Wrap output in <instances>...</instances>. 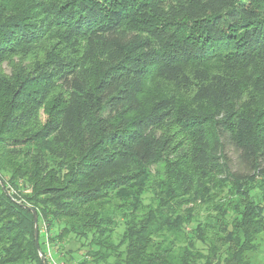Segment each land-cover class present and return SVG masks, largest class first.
Listing matches in <instances>:
<instances>
[{"label":"trees","instance_id":"1","mask_svg":"<svg viewBox=\"0 0 264 264\" xmlns=\"http://www.w3.org/2000/svg\"><path fill=\"white\" fill-rule=\"evenodd\" d=\"M0 180V264H264V0H0Z\"/></svg>","mask_w":264,"mask_h":264},{"label":"rangeland","instance_id":"2","mask_svg":"<svg viewBox=\"0 0 264 264\" xmlns=\"http://www.w3.org/2000/svg\"><path fill=\"white\" fill-rule=\"evenodd\" d=\"M224 150H225V155L227 156V158H229L231 160V162L234 164L235 159H236V151H235L234 147L232 145H229L228 143H226L224 146ZM67 241H69V242H66V244L68 245V246H65L66 250L70 249V251L72 252V257H74L76 259V261H79L82 251L80 252L77 250L78 248L75 246L76 244L73 241V237L72 238L69 237L67 239ZM51 252H52V255L54 256L55 250L52 251V249H51ZM260 253H262L261 257L262 256L264 257V251H262Z\"/></svg>","mask_w":264,"mask_h":264},{"label":"water","instance_id":"3","mask_svg":"<svg viewBox=\"0 0 264 264\" xmlns=\"http://www.w3.org/2000/svg\"><path fill=\"white\" fill-rule=\"evenodd\" d=\"M0 185H1V188H2L3 192L7 196V198L9 197V199H12L11 195H9L5 185L3 184V182L1 180H0ZM19 205L22 206V208H25V209L29 210L32 213V217H33V234H34L35 248H36V250L38 252V255L40 257L41 264H46L45 258L42 255L40 248H38L39 247V243H38L39 230H38L36 211L32 207H29L27 205H23L21 203H19Z\"/></svg>","mask_w":264,"mask_h":264},{"label":"built area","instance_id":"4","mask_svg":"<svg viewBox=\"0 0 264 264\" xmlns=\"http://www.w3.org/2000/svg\"><path fill=\"white\" fill-rule=\"evenodd\" d=\"M41 233L42 235L44 236L45 238V244H46V247H47V253H46V257L48 258L49 260V263L50 264H62L61 262H58L54 256L52 255V252L51 250L49 249L48 247V240H47V231H46V226L43 224L42 227H41Z\"/></svg>","mask_w":264,"mask_h":264}]
</instances>
